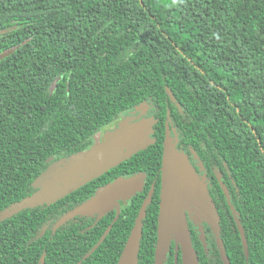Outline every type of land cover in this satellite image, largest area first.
<instances>
[{"label":"trees","instance_id":"16d2710c","mask_svg":"<svg viewBox=\"0 0 264 264\" xmlns=\"http://www.w3.org/2000/svg\"><path fill=\"white\" fill-rule=\"evenodd\" d=\"M8 51L0 264H116L152 186L137 264H154L166 124L217 208L218 227L202 237L190 226L199 264H264V0H0V53ZM143 106L155 121L149 146L53 202L12 213L52 162L89 149ZM135 174L142 189L120 211L95 223L70 215ZM47 221L54 231L39 235ZM170 250L163 264H174L173 242Z\"/></svg>","mask_w":264,"mask_h":264},{"label":"water","instance_id":"95a60500","mask_svg":"<svg viewBox=\"0 0 264 264\" xmlns=\"http://www.w3.org/2000/svg\"><path fill=\"white\" fill-rule=\"evenodd\" d=\"M8 53L10 51L0 53V60ZM146 113L147 107L143 106L138 118L135 119L132 115L123 116L114 128L106 130L102 139L89 149L58 161L52 176L57 177L60 174L63 181L70 178V182L57 189L56 198L101 176L149 146L153 142L151 135L155 121L152 117L145 116ZM160 170L161 187L154 264L164 263L172 240L176 250L181 251L183 264H199L197 253L192 246L186 212L201 214L212 226L218 227L217 208L209 197L207 185L196 173L188 155L176 148L167 124ZM143 179L142 174L119 176L76 207L70 215L100 213L117 200L131 199L142 189ZM152 194L153 188L141 205L116 264H137L143 219ZM41 201L39 197L38 203ZM30 202L33 203L34 200L27 198L18 206H13L12 213L26 207Z\"/></svg>","mask_w":264,"mask_h":264},{"label":"flooded vegetation","instance_id":"af4514ba","mask_svg":"<svg viewBox=\"0 0 264 264\" xmlns=\"http://www.w3.org/2000/svg\"><path fill=\"white\" fill-rule=\"evenodd\" d=\"M128 115H132L136 118L139 117L140 115V110L139 109H135V110H131L130 111V114ZM119 121L115 122L114 124L111 125V128H114L117 124H118ZM104 134V133H103ZM103 136V135H102ZM102 136L100 137V140L102 139ZM98 140V141H100ZM97 142V141H96ZM95 143V142H94ZM179 150V149H178ZM60 161V160H56L54 162H52L48 168L46 169L45 172H43V174H41V176H39L37 179H36V189L31 193V195L28 197L29 199L31 200H34L33 203H38V199L39 197L42 199L41 203H38V204H48L50 202H53L54 200H56V196H55V192H57V189L60 188V186L64 185V184H68L70 182V178H67L66 181H63V176L62 175H57V177H53L52 174H53V171L55 170V165L56 163ZM191 164L193 165L194 167V164L193 162L190 160ZM195 168V167H194ZM195 171L196 173L199 175V177L205 182V180L203 178H205L203 176V174H201L198 170H196L195 168ZM127 176H131V175H127ZM127 176H123V177H127ZM119 177V176H118ZM116 179V178H115ZM206 179V178H205ZM110 183V182H109ZM108 184V183H107ZM106 184V185H107ZM144 184V182H143ZM206 184V182H205ZM105 186V185H104ZM103 186V187H104ZM101 187V188H103ZM160 187H161V179H160ZM101 188L97 189L96 192L98 190H100ZM151 188H153V191H154V186H152ZM150 188V189H151ZM208 189V188H207ZM74 191V190H73ZM150 191V190H149ZM72 192V191H71ZM95 192V193H96ZM160 192V191H159ZM94 193V194H95ZM69 194V193H68ZM93 194V195H94ZM136 194V193H135ZM134 194V195H135ZM209 194V192H208ZM92 195V196H93ZM133 195V196H134ZM61 196V195H60ZM91 196V197H92ZM132 196V197H133ZM131 197V198H132ZM159 197H160V193H159ZM210 197V195H209ZM89 199V198H88ZM211 199V197H210ZM130 199L126 200V201H121V200H117L114 204L110 205V207H108L106 210L98 213V212H95V213H89V214H85V215H82L84 216V219L85 221H93L94 223L99 221L104 215H106L107 213H109L110 211L112 210H116L117 212L121 210V207L126 204ZM212 200V199H211ZM213 201V200H212ZM85 202V201H84ZM83 202V203H84ZM214 202V201H213ZM30 202V204H33ZM82 203V204H83ZM80 204V205H82ZM78 205V206H80ZM77 206V207H78ZM70 219V218H69ZM186 220H187V225H188V228H189V231H190V236H191V227H194L196 230H199L201 232V236L203 237V230L205 228V226L209 225L211 228L214 229V226H212L208 219H205L201 214L197 215V214H194V213H190V212H186ZM92 222V223H93ZM47 224V225H45ZM45 227H43L42 229H40L39 232V235L43 234V233H46V231L48 230H52L54 231L53 229V226L55 227V222H52V221H47V223H45ZM191 226V227H190ZM88 227H92V225H88ZM50 230V231H51ZM172 242L174 243V241L172 240L171 241V244ZM192 242V241H191ZM170 244V246H171ZM193 246V245H192ZM174 247H175V243H174ZM194 248V247H193ZM195 249V248H194ZM170 248H169V251L167 252V255L164 259V262L167 258L168 255H170L172 252H170ZM196 251V250H195ZM197 253V252H196ZM173 256H174V264L176 262V264H178V257L180 256L181 258V261H182V256H181V251L180 249L179 250H176L175 248V251L173 252ZM183 263V261H182Z\"/></svg>","mask_w":264,"mask_h":264},{"label":"rangeland","instance_id":"374dc122","mask_svg":"<svg viewBox=\"0 0 264 264\" xmlns=\"http://www.w3.org/2000/svg\"><path fill=\"white\" fill-rule=\"evenodd\" d=\"M128 114H130V111L121 114L120 117H119L115 122L119 121L123 116L128 115ZM115 122H113L112 124H114ZM112 124L106 126L104 129H102L100 132H98V133L93 137V141L96 142V141L100 140V137L103 135V133H104L106 130H108V129H112V128H111V125H112Z\"/></svg>","mask_w":264,"mask_h":264}]
</instances>
